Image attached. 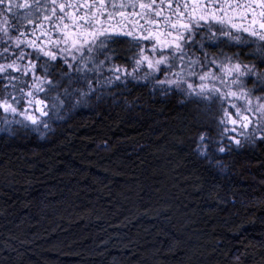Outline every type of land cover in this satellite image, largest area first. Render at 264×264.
<instances>
[{"label":"trees","instance_id":"obj_1","mask_svg":"<svg viewBox=\"0 0 264 264\" xmlns=\"http://www.w3.org/2000/svg\"><path fill=\"white\" fill-rule=\"evenodd\" d=\"M93 87L48 129L0 126V264H264V143L221 137L209 163L195 105L138 78Z\"/></svg>","mask_w":264,"mask_h":264},{"label":"snow or ice","instance_id":"obj_2","mask_svg":"<svg viewBox=\"0 0 264 264\" xmlns=\"http://www.w3.org/2000/svg\"><path fill=\"white\" fill-rule=\"evenodd\" d=\"M124 44L153 92L178 94L210 118L195 148L209 163L226 151L221 137L264 143V0H0L4 130L48 129L41 118H62L94 83L127 84L115 62ZM233 264H244L243 253Z\"/></svg>","mask_w":264,"mask_h":264},{"label":"rangeland","instance_id":"obj_3","mask_svg":"<svg viewBox=\"0 0 264 264\" xmlns=\"http://www.w3.org/2000/svg\"><path fill=\"white\" fill-rule=\"evenodd\" d=\"M145 43H148V42H145ZM29 51H31V50H29ZM131 65H132V62H131ZM120 66H121V64H120ZM122 68H126L125 66H121ZM127 70H128V73L130 74L127 78L128 79H131L132 78V76H135V77H137L138 79H140V77L142 76V74L145 72V71H147V69L145 68V67H141L140 69H138L136 72H133V69H132V66L130 67V68H127ZM18 75V74H17ZM109 75V73L107 72V71H105L104 73H103V77H107ZM103 77H102V79H103ZM140 80H142V81H145V80H143V79H140ZM149 80H151V77H149ZM122 81H114L112 84H108L107 83V80L106 79H104V81H103V84H105L106 86H110V85H114V84H116V83H121ZM146 82V81H145ZM53 118H56V116H55V114L54 113H49V116L48 117H43V118H41V119H43V120H48V121H50L51 119H53ZM16 119H19V117H16ZM3 125V123L2 122H0V126H2ZM10 125H15V124H10ZM10 125H8V126H10ZM3 127H5L4 125H3ZM33 127H35V126H32V125H29L27 128H33ZM42 128V127H41ZM251 129H248V130H245V131H250ZM228 135H231L230 133L228 134ZM225 139L227 140V138L225 137ZM228 141V143H230V144H233L231 141H229V140H227ZM235 145V144H234Z\"/></svg>","mask_w":264,"mask_h":264},{"label":"flooded vegetation","instance_id":"obj_4","mask_svg":"<svg viewBox=\"0 0 264 264\" xmlns=\"http://www.w3.org/2000/svg\"><path fill=\"white\" fill-rule=\"evenodd\" d=\"M127 45V44H126ZM127 47V46H126ZM128 48V47H127ZM197 55H198V53H197Z\"/></svg>","mask_w":264,"mask_h":264}]
</instances>
